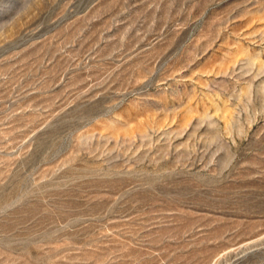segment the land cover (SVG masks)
<instances>
[{"label":"rangeland","instance_id":"obj_1","mask_svg":"<svg viewBox=\"0 0 264 264\" xmlns=\"http://www.w3.org/2000/svg\"><path fill=\"white\" fill-rule=\"evenodd\" d=\"M0 264H264V0H0Z\"/></svg>","mask_w":264,"mask_h":264}]
</instances>
